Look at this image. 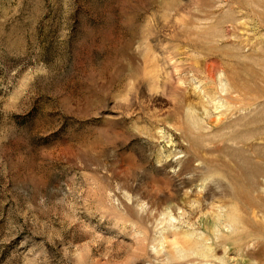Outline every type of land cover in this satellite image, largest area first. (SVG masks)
<instances>
[{
  "label": "rangeland",
  "instance_id": "obj_1",
  "mask_svg": "<svg viewBox=\"0 0 264 264\" xmlns=\"http://www.w3.org/2000/svg\"><path fill=\"white\" fill-rule=\"evenodd\" d=\"M0 264H264V0H0Z\"/></svg>",
  "mask_w": 264,
  "mask_h": 264
}]
</instances>
